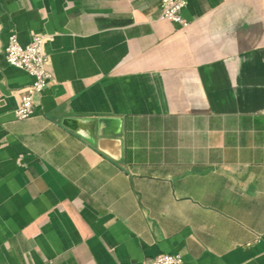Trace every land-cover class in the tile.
<instances>
[{
	"label": "crops",
	"instance_id": "0c3cea01",
	"mask_svg": "<svg viewBox=\"0 0 264 264\" xmlns=\"http://www.w3.org/2000/svg\"><path fill=\"white\" fill-rule=\"evenodd\" d=\"M0 0V264H264V0ZM10 35L44 40L52 80Z\"/></svg>",
	"mask_w": 264,
	"mask_h": 264
},
{
	"label": "built area",
	"instance_id": "2783aa9c",
	"mask_svg": "<svg viewBox=\"0 0 264 264\" xmlns=\"http://www.w3.org/2000/svg\"><path fill=\"white\" fill-rule=\"evenodd\" d=\"M160 19L168 21L179 28H185L189 22L184 18L188 0H158ZM53 41V36L34 35L30 42L21 45L15 35H10L3 49L4 60L10 67L24 71L31 79L21 95L14 116L18 120L29 118L33 114V98L41 94L52 80L46 70L47 58L43 52V42ZM180 255H158L149 264H182Z\"/></svg>",
	"mask_w": 264,
	"mask_h": 264
}]
</instances>
